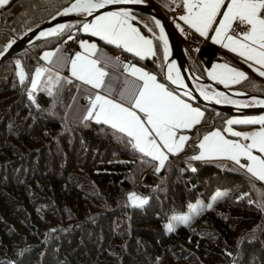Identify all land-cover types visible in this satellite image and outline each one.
<instances>
[{"label":"trees","instance_id":"1","mask_svg":"<svg viewBox=\"0 0 264 264\" xmlns=\"http://www.w3.org/2000/svg\"><path fill=\"white\" fill-rule=\"evenodd\" d=\"M71 1L9 0L0 6V52ZM160 13L196 75L206 79L205 70L223 61L247 72L231 89L264 95V77L208 40L193 47L168 13ZM134 15L152 37L155 54L132 61L164 82L156 25L145 14ZM78 23L0 63V264H264V182L188 159L202 135L231 115L190 101L203 110L202 121L157 172V161L135 150L126 134L93 119L65 118L74 80L44 69L37 90H30L40 51L75 33ZM218 189L225 195L211 209L164 231L173 213ZM133 190L146 197L144 205L127 203Z\"/></svg>","mask_w":264,"mask_h":264},{"label":"snow or ice","instance_id":"2","mask_svg":"<svg viewBox=\"0 0 264 264\" xmlns=\"http://www.w3.org/2000/svg\"><path fill=\"white\" fill-rule=\"evenodd\" d=\"M8 0H0V6L5 5ZM140 0H75L70 6L65 7L57 15L66 16L70 13L78 15H92L96 9L104 8L106 4H124L139 3ZM182 6L187 14L180 17L190 28H193L200 36L208 38L209 30H214L210 36L214 43L223 44L225 48L231 51H238V54L245 57L246 60L253 61L260 67L256 69L261 77H264V0H182ZM223 7V11H222ZM219 18L217 23V18ZM55 19V17H53ZM129 19H134L127 10L118 12H108L97 15L91 23H84L82 31L91 32L94 36L117 47L123 48L143 58L146 55H154L153 41L145 38L139 31L128 23ZM237 23L243 26V30L235 36L232 35L233 24ZM155 24L160 28L159 40L165 44V55H167V38L164 34V28L159 20ZM71 25L60 24L56 28L49 29L46 32H40V36H51L63 32ZM177 27H180L177 25ZM31 31V29H29ZM152 31V29H149ZM69 39H72L69 36ZM227 41V43H224ZM11 47V44L8 45ZM86 51L95 52L96 45H84ZM7 51V48H5ZM0 52V55H3ZM143 54V55H142ZM54 53L45 52L43 59L51 60ZM91 59L77 53L71 60V75L84 85H91L92 88L109 91L105 77L108 73L104 70L106 64H101V59ZM56 64V61H53ZM252 66V65H250ZM214 68L221 67L225 72L217 73L214 78H219V82L231 81L238 83L246 79L243 72H237L234 69L227 68L226 65H214ZM17 68L21 69L19 62ZM124 70L135 79L125 80L123 89L119 92V102L116 99H110L108 96L95 94V98L90 101L91 107L88 108V116L85 119L94 118L97 123L103 122L110 125L120 133L126 134L130 138L132 147L159 162L156 171L159 172L168 160V154H177L181 152L190 137L180 134L182 130H190L201 122L203 113L185 102L178 95H174L164 84L157 83L156 77L134 65H124ZM43 69L36 70V76L41 75ZM171 72V68H169ZM210 75H212L210 73ZM18 76L23 82L22 69ZM62 78L56 77V83L59 84ZM172 83H179V80H173L172 76L167 77ZM142 81V83H140ZM67 83H72L67 80ZM51 83V81H50ZM37 80H32L35 88ZM79 87V86H78ZM119 87V86H117ZM258 89V85L253 86ZM51 95V91H49ZM189 95V93H185ZM205 99H211L202 91ZM216 102L220 103L221 94L216 93ZM238 103L237 101H230ZM128 105V106H125ZM255 105L264 106V99L253 97L250 102L240 106L250 107ZM139 113L143 114V119ZM229 127L223 129L224 132L231 133L235 137H243L244 140H250L251 143H241L226 139L220 130L211 131L199 140L198 154L190 156L189 161H211L215 159H227L234 162L233 171L242 170L243 173L255 182H264V115L258 117H247L244 119H229L226 121ZM260 125L258 131L251 133L233 131L231 125ZM147 125V126H146ZM166 149V152L163 150ZM257 150L262 155H255L253 150ZM241 158L245 162H241ZM238 166V167H236ZM193 172L195 168L191 169ZM225 195L217 192L212 201L207 205L211 209L217 199ZM129 200L134 206H142L147 201L129 194ZM202 201L195 204H188V211L180 214H173L170 222L164 227L168 232L175 230V224H188L193 216L198 215L204 210Z\"/></svg>","mask_w":264,"mask_h":264},{"label":"crops","instance_id":"3","mask_svg":"<svg viewBox=\"0 0 264 264\" xmlns=\"http://www.w3.org/2000/svg\"><path fill=\"white\" fill-rule=\"evenodd\" d=\"M140 1L153 5L159 12H160V10L167 12L169 17L171 18V20H173L174 26L176 27V29L178 30V32L181 35H182V33H181L182 29H187L188 31H190V32L198 35L199 37H201L203 40H208L211 43L215 44L216 46H219L223 50L228 51V52L236 55L240 60H242L246 64V66H248L253 71L258 73L256 71V69H258L260 66L256 65L253 61L246 60L245 57H242L241 55H239L238 54L239 49L234 52V51H231L230 48H225L223 46V44L214 43L210 38V36L214 34V30L210 29L209 30V37L205 38V37L200 36L199 33H197L193 28H190L183 20H181L180 17L187 14L186 9L182 6V0H140ZM177 10L180 11V14L177 16L176 20H174L172 18L171 14L173 11H177ZM222 11H223V7H222ZM108 12H118V11L108 10V11L100 12L96 15H93V16L87 18L86 20L79 21V23L77 24V29L75 30V33L69 35L72 37V39H69V36H68L64 41L58 43L57 45H55L53 47L45 48V49L41 50L39 53L41 65L38 67H41V69H43V71H44V69H49L56 74L64 75V76L68 77L69 79H72L76 82V89H75L74 94L72 96V99L68 105V108L65 112V118L66 119H72V120H77V121L85 120V117L88 116L87 110L89 107H91L90 101L95 98V94H97V93L102 95V96H108V98H110V99H116L119 102V92L123 89L125 80L126 79L127 80H133V79H135V77L131 76L129 74V72H126L124 70V65H126V64H120L115 60V58H114L115 52L124 53V54H126V55H128L131 58H134L136 60H140L143 58H150L153 56V55L149 54V55H146L143 58H141V56H137L132 52L126 51L123 48V46L117 47L115 44H110L107 41L101 39L99 36L92 35L91 32L82 31V26L84 23H91L96 18L97 15L106 14ZM134 14L135 13H130V15L132 17H134V19H129L128 23L131 26L135 27L141 35L145 36V38L151 39L153 41L152 37L148 33H146V31L140 25V22L137 20V18L135 17ZM219 18L220 17L217 18V23H218ZM235 24L236 23L233 24V27ZM177 25H179L180 27H177ZM81 34H83L84 36H82ZM231 34L234 35L233 31ZM87 36H90V37H87ZM182 37H183V35H182ZM67 40H74L76 43V49L74 50V52L71 55H69L65 50L64 42ZM82 42L84 45L95 44L96 45V51L94 53L90 52V51H86V48L82 47ZM224 43H227V41H225ZM152 48H153V52L155 53L154 43L152 45ZM45 52L54 53L51 60L43 59ZM77 53L81 54L82 56H87L91 59L103 57L101 59V64L102 65L106 64V66L104 67V70L108 73V76L105 77V81L108 84V88L111 89L114 94L110 95L109 91H105L102 89H95V88H92L91 85H84L81 81L77 80L75 77H73L71 75V60L76 57ZM53 61H56L57 63L54 64ZM132 65H134L136 68L141 69L143 72H147L150 75L155 76L157 83L164 84L169 91L173 92L174 95H178L185 102L189 103L194 108H198L203 113V110L199 106L192 104L189 100L182 97L174 89H172L170 86H168L165 82L159 80L155 73L147 70L145 67H143L138 62H133L132 64H129V66H132ZM214 65H218V66L226 65L227 68L231 67L234 69H238L240 72H243L245 74V76H247V72L241 67L233 66V65H230V64L225 63L223 61H215L210 65L209 68H207L205 70L206 80H208L212 83L215 82L216 84H219V85L225 84V83L219 82L218 77L217 78H214V77L216 76V73H215L216 70L226 72V69L221 68V67L214 68L213 67ZM250 65H252V66H250ZM210 73L212 75H210ZM241 81L242 80H240L238 83H240ZM140 83H142V81ZM238 83H235V85H237ZM117 86H119V87H117ZM225 86L226 87H224V88H229V89H231V87H234L232 85H230V86L225 85ZM125 106H128V105H125ZM137 114L140 115L142 119L144 118L143 114L139 113L138 110H137ZM261 115H264V113L243 114V115L234 114V115H231L230 119H244L247 117H258ZM202 118H201V121H202ZM91 119L95 120L94 118H91ZM233 126H236V127L240 128L244 131H248L249 133L254 132V131H258L260 129L259 124H256V125H233ZM213 129L214 128H212L209 131H207L206 133H204L202 135V137L200 138V140L203 138L204 135L208 134ZM180 134H184V135L189 136L190 132H189V130H182L180 132ZM163 150L166 152V149H163ZM169 155H175V154H168V156ZM203 162H205V161H203ZM207 162H212L214 164L217 162L218 163L217 166L228 168L231 170L234 167L233 161H228V160H223V159H215V160H211V161H207Z\"/></svg>","mask_w":264,"mask_h":264},{"label":"water","instance_id":"4","mask_svg":"<svg viewBox=\"0 0 264 264\" xmlns=\"http://www.w3.org/2000/svg\"><path fill=\"white\" fill-rule=\"evenodd\" d=\"M75 0H72L70 3H68L66 6H64L61 10L62 11L65 7H68L74 2ZM108 10H127L130 13H141L149 16L153 22L155 23L156 20L160 21V24L164 28V34L167 38V55L164 53V64H163V79L164 82L170 86L172 89H174L178 94H180L182 97L186 98L187 100L197 104V105H204L213 108L219 113L223 114H229V115H243V114H257V113H264V106L261 105H255L250 107H242L241 103H231L221 100L220 103L216 102V98L213 96H210L206 93L209 97H212L211 99H205L204 95H202V90L196 88L195 83H200L205 86H210L214 89V91L229 96L233 98L238 99H252L253 97L257 99H264V95H258V94H251L247 93L241 90L236 89H229L224 88L219 84L212 83L206 79L200 78L198 75H196L191 68L188 65V61L186 58V54L184 52L182 43L180 42L179 38L173 31V29L168 25V22L165 20V18L162 16V14L151 4L145 3V2H139V3H124V4H106L104 8L96 9L92 15H78L76 13H70L66 16H60L57 15V12L53 14L50 18H48L45 22L40 24L39 26L32 28L31 31H26L25 33L21 34L20 36L16 37L14 40H12L9 44H11V47H8V45L5 46L7 48V51H5V48L1 51L4 54L0 55V63L13 56L14 54L30 48L32 45H34L37 42H40L46 38L54 37L59 35H51V36H40V32H46L49 29L56 28L57 25L60 24H68L70 22L74 21H82L86 20L87 18L96 15L100 12L108 11ZM55 17V19H53ZM156 25V24H155ZM159 35H160V28L156 26ZM162 47L165 52V44L163 41H161ZM172 66L177 71H179L180 75L183 78L184 86L176 83H172L171 80H168V67ZM185 93H189V95H185Z\"/></svg>","mask_w":264,"mask_h":264},{"label":"rangeland","instance_id":"5","mask_svg":"<svg viewBox=\"0 0 264 264\" xmlns=\"http://www.w3.org/2000/svg\"><path fill=\"white\" fill-rule=\"evenodd\" d=\"M69 3H70V2H69ZM38 68L41 69V67H38ZM38 68H36L35 71H33V74H32V78H31V81H30V87H29L31 91H36V90H37V86H38L39 81H40V78H41V76H42V74L39 75V76H36V70H37ZM229 68H231V67H229ZM231 69H234V68H231ZM234 70H236L237 72H240L238 69H234ZM221 72H224V71L216 70L215 73L217 74V73H221ZM225 73H226V72H225ZM34 77H35V79L37 80V84H36L35 88H33V85H32V80H33ZM213 83H215V82H213ZM224 83H225V84H220V85H221L222 87H226L225 85H229V86H230V85H232V86L235 85V83H232L231 81H226V82H224ZM231 83H232V84H231ZM195 86H196V88H198V89H200V90L206 92L208 95L213 96L214 98H216L215 94L218 93V92L214 91V89L211 88L210 86H205V85L200 84V83H195ZM219 94H220V93H219ZM220 100H223V101H226V102L237 101L238 103H241V104L248 103V102L251 101V99H238V98L229 97V96H226V95H223V94H221V96H220ZM230 117H231V116H230ZM230 117H229V118H226V119L224 120V124H223L222 126L214 127V129L211 130V131L220 130V131L222 132V135H223L226 139L233 140V141H239V142H241V143H251L250 140H244L243 137H235V136H232L231 133H229V132H224V131H223L224 128L229 127V125L226 124V121L229 120ZM230 127L232 128L233 131L248 132V131H244V130H242V129L236 127V126H233V125H231ZM211 131H210V132H211ZM248 133H249V132H248ZM198 152H199V149H198V151H197L196 153H194V154H192V155L198 154ZM253 153H254L255 155H262V154H260V153H259L257 150H255V149L253 150ZM192 155H191V156H192ZM223 160H227V159H223ZM228 161H231V160H228ZM199 162H203V161H199ZM241 162H242V163L245 162L243 158H241ZM215 164L218 165L217 162H216ZM157 165L159 166V162H158V161H157ZM219 167H220V166H219ZM237 167H238V166H237ZM221 168H224V167H221ZM225 169H228V168H225ZM229 170H231V169H229ZM231 171H233V170H231ZM236 172H243V171H242V170H239V171H236ZM217 192H220V189L216 190V191H215V192H214V193H213L208 199H204V198H202V197H198L195 201L191 202L190 204H195L197 201H202V202H203V205L205 206L204 209H207V205L212 201V197H213ZM130 193H134L135 196L138 197V198H140V199L147 200L146 197L140 195V194L137 193L136 191H134V190H133V191H129V192L126 193V195H125V199H126L127 203H128L129 205H131V206H134V205H133L132 201L129 200V194H130ZM187 211H188V208L186 207L184 211L176 212V213H173V214L185 213V212H187ZM173 214H172V215H173ZM172 215H171V216H172ZM171 216H170V217H171ZM170 217H169L168 220L165 222V224H167V223L170 222ZM193 217H194V216H193ZM165 224H164V225H165ZM179 225H183V224H175L174 226H175V228H176V227H178ZM51 229H53V227H49V230H51ZM163 229H164V231H165L166 233L168 232V231L165 229V227H164Z\"/></svg>","mask_w":264,"mask_h":264},{"label":"built area","instance_id":"6","mask_svg":"<svg viewBox=\"0 0 264 264\" xmlns=\"http://www.w3.org/2000/svg\"><path fill=\"white\" fill-rule=\"evenodd\" d=\"M180 14V11H173L172 12V18L174 20H176L177 16ZM233 33L234 35H236L238 32H241L243 30V26L239 25V24H235L233 27ZM184 39L186 41H188L193 47L200 45L201 43H203V39L201 37H199L198 35L188 31L187 29H182L181 31ZM64 46H65V50L66 52L71 55L74 50L76 49V43L74 40H67L64 42ZM114 58L115 60L120 63V64H132V58L124 53H120V52H115L114 54Z\"/></svg>","mask_w":264,"mask_h":264},{"label":"bare ground","instance_id":"7","mask_svg":"<svg viewBox=\"0 0 264 264\" xmlns=\"http://www.w3.org/2000/svg\"><path fill=\"white\" fill-rule=\"evenodd\" d=\"M74 2H72V3H74ZM169 68H171V72H169ZM167 74H168V76L171 75L173 80H177L178 79L179 80L178 84L184 86L182 76L180 75L179 71H177L174 67L169 66Z\"/></svg>","mask_w":264,"mask_h":264}]
</instances>
